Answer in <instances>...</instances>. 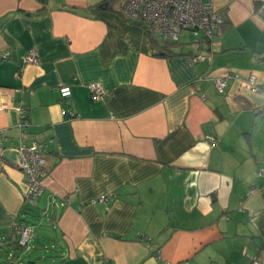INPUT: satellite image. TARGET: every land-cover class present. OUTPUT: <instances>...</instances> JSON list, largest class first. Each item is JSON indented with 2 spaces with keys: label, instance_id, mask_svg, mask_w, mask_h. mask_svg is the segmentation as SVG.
Wrapping results in <instances>:
<instances>
[{
  "label": "crops",
  "instance_id": "1",
  "mask_svg": "<svg viewBox=\"0 0 264 264\" xmlns=\"http://www.w3.org/2000/svg\"><path fill=\"white\" fill-rule=\"evenodd\" d=\"M104 1L0 0V240L37 220L27 264L264 262V0H214L225 26L172 57L126 0ZM23 122V144L44 146L35 207Z\"/></svg>",
  "mask_w": 264,
  "mask_h": 264
},
{
  "label": "built area",
  "instance_id": "2",
  "mask_svg": "<svg viewBox=\"0 0 264 264\" xmlns=\"http://www.w3.org/2000/svg\"><path fill=\"white\" fill-rule=\"evenodd\" d=\"M214 0H126L122 12L124 17L130 21L142 22L151 32L156 33L160 40L168 42H177L180 34L186 32H203V35L211 40L215 32L223 24L221 12L215 10L212 6ZM202 57H196L194 61L201 60ZM37 61L36 50L31 48L23 56L24 64H33ZM249 83L253 91H258L253 78H249ZM215 86L218 94H223L226 83L224 79H217ZM89 100L91 102H101L106 97L103 86L99 83L87 85ZM59 92L63 99L70 97V89L63 85L59 87ZM2 109L0 103V110ZM21 119L24 117L23 103L16 109ZM70 118L76 114L70 111H64ZM27 123L20 124V143L17 147L19 152L18 168L26 178V192L24 201L30 207H35L37 199L42 194L43 187L41 178L45 168V159L43 154L44 146L37 142H32L30 146L23 144ZM4 131H0V139H3ZM264 177V169L257 173ZM112 201V196H103L98 202L108 203ZM34 234V227L23 223H14L8 233L9 236L18 237V246L28 249L29 242ZM158 264H171L168 262H159ZM252 264H264L257 259L252 260Z\"/></svg>",
  "mask_w": 264,
  "mask_h": 264
},
{
  "label": "trees",
  "instance_id": "3",
  "mask_svg": "<svg viewBox=\"0 0 264 264\" xmlns=\"http://www.w3.org/2000/svg\"><path fill=\"white\" fill-rule=\"evenodd\" d=\"M112 2V0H105L104 2L101 3L102 7H106L108 9L111 8L110 3ZM100 6H98L99 8ZM102 9V8H99ZM222 14V13H221ZM223 16V15H222ZM139 22V21H138ZM134 24H138L137 21H135ZM224 17H223V24L220 26L219 29H222L224 25ZM218 32V31H217ZM204 39L208 41V39L204 36ZM176 45V42H168V41H162V42H158L157 40H151V48L153 51V56L156 57H172V56H178L180 55V53H176L174 52V46ZM16 223H23L25 225H27L26 223L22 222V221H18ZM9 231H4L3 234H5L6 236H4L2 238V240H0V251L2 250V247H6L9 249H12L16 252H21L22 250L26 249V248H20L18 246V237L15 235L9 236L8 235ZM34 236V234H33ZM17 254H13V256L11 258H9L7 261V264H20V262H17Z\"/></svg>",
  "mask_w": 264,
  "mask_h": 264
},
{
  "label": "rangeland",
  "instance_id": "4",
  "mask_svg": "<svg viewBox=\"0 0 264 264\" xmlns=\"http://www.w3.org/2000/svg\"><path fill=\"white\" fill-rule=\"evenodd\" d=\"M195 35L198 37H195ZM203 35V32L201 31H197V32H186V31H183L179 38H178V41L176 43L178 44H182L183 46L187 47L189 46V44L191 43H194V41L196 40V38L198 39L199 37H202ZM37 220H30V223H33L34 225H36L34 228L39 230V224L38 222H36ZM32 226V225H31ZM37 233V231H36ZM31 244V240L28 244V246H30ZM15 251L12 250V249H9V248H6L5 246L2 247V250L0 251V264H7V261L9 258H11L13 256V254H17V262H22L24 264H27L26 262L27 259H29L30 255L33 253V251L30 252V249H24L22 250L21 252H16L14 253ZM20 263V264H22Z\"/></svg>",
  "mask_w": 264,
  "mask_h": 264
},
{
  "label": "water",
  "instance_id": "5",
  "mask_svg": "<svg viewBox=\"0 0 264 264\" xmlns=\"http://www.w3.org/2000/svg\"><path fill=\"white\" fill-rule=\"evenodd\" d=\"M263 62H264V58H263V60H262Z\"/></svg>",
  "mask_w": 264,
  "mask_h": 264
}]
</instances>
